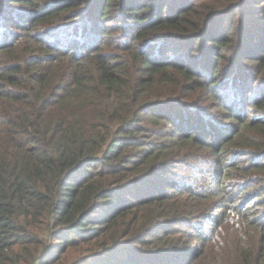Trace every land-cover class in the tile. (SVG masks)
Wrapping results in <instances>:
<instances>
[{
    "label": "trees",
    "instance_id": "1",
    "mask_svg": "<svg viewBox=\"0 0 264 264\" xmlns=\"http://www.w3.org/2000/svg\"><path fill=\"white\" fill-rule=\"evenodd\" d=\"M259 207L264 0H0V264H264Z\"/></svg>",
    "mask_w": 264,
    "mask_h": 264
},
{
    "label": "rangeland",
    "instance_id": "2",
    "mask_svg": "<svg viewBox=\"0 0 264 264\" xmlns=\"http://www.w3.org/2000/svg\"><path fill=\"white\" fill-rule=\"evenodd\" d=\"M205 157H209V155H204ZM187 167V166H186ZM178 168V182H181L182 184H189L191 186H201L206 185L207 187L212 185L217 187V178L214 177L213 171H205L203 173L197 171V170H189L187 168ZM187 169V170H186ZM219 197H214L211 200H216ZM242 200V199H239ZM260 213L264 211V207H259L257 209ZM204 230H208V227L205 226ZM190 233L192 232V229H186L184 225H178V238H180L184 233ZM183 244H186L188 246H193L199 244V240L195 239L192 241H189L187 238H184Z\"/></svg>",
    "mask_w": 264,
    "mask_h": 264
}]
</instances>
